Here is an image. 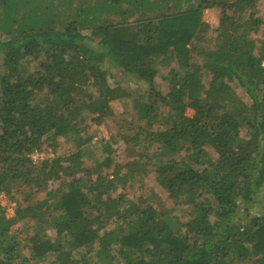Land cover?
<instances>
[{"label":"trees","instance_id":"trees-1","mask_svg":"<svg viewBox=\"0 0 264 264\" xmlns=\"http://www.w3.org/2000/svg\"><path fill=\"white\" fill-rule=\"evenodd\" d=\"M258 1L0 0V193L34 200L14 216L0 202V264H264ZM102 123L88 164L83 131ZM148 172L172 204L129 197Z\"/></svg>","mask_w":264,"mask_h":264},{"label":"rangeland","instance_id":"rangeland-1","mask_svg":"<svg viewBox=\"0 0 264 264\" xmlns=\"http://www.w3.org/2000/svg\"><path fill=\"white\" fill-rule=\"evenodd\" d=\"M75 3L78 0H73ZM255 10L258 15H260L264 19V0H260L257 2ZM218 10L217 9H208L204 13V19L208 21L211 25L215 26L218 23ZM254 37L258 38L261 35L260 34H253ZM1 62V61H0ZM23 68H24V73H28L31 70L32 66H35L36 62L34 58H27L24 59L23 62ZM169 67H163L160 69V73L158 75V79L161 84H164L165 86V81L161 78L166 72L168 71ZM210 80V76L205 74L204 76V82L206 86L208 85ZM126 87L129 88L131 91H137V92H143L141 89L138 88L136 84H134L132 81H128L126 83ZM234 89L237 92V94L246 102L249 103V98L247 94L245 93L244 89L238 86L237 84H234ZM131 107V102L128 104L124 99L121 101L120 106H118L119 110L123 109L127 113H131L132 110H130ZM187 115L191 116L194 113V109L192 108H187L186 111ZM86 120L85 122L90 123L91 115H86ZM92 122V121H91ZM84 134H90L93 135V140L92 142L96 141L98 144V147L93 146L92 142L89 145H86L85 147V161L88 164H91L94 161L95 154L97 152H101L102 148V142H98L101 138L109 139L111 137V132L106 126V123H102L100 126H96L92 124L89 128L85 129L83 131ZM93 133V134H91ZM62 139H60L61 141ZM71 144V141L64 143V146H67ZM88 144V143H87ZM62 147V148H63ZM96 149L97 151H94ZM124 149V147H123ZM212 157H215V154L211 151ZM33 159L35 162H39L41 159L46 158V157H51L53 156V152L51 150L44 151L43 153L38 154H32ZM126 171V169H125ZM156 174L154 172H148V173H143L140 177H137L131 187L128 189V195L129 197H137L138 195H150L153 193H156L162 200H167L168 203L172 204V200L168 199V192L167 190L163 189L161 185L158 183V181L155 178ZM154 196H151V198ZM156 198V197H155ZM154 200V199H153ZM0 202L2 206L5 208L6 214L8 216H14L16 213V210L21 208L22 206H26L28 204H32L34 200L31 199V194L27 193V191L24 192H17L15 190L12 191V193L7 194L5 192L0 193ZM158 205V204H157ZM251 213H262L264 212V201L258 202L255 206L251 207ZM24 221H19L15 224L14 226V231L18 234L20 239H23L25 234L27 232H32V227ZM48 234H51V231H47ZM248 264H253V261L248 263Z\"/></svg>","mask_w":264,"mask_h":264},{"label":"built area","instance_id":"built-area-1","mask_svg":"<svg viewBox=\"0 0 264 264\" xmlns=\"http://www.w3.org/2000/svg\"><path fill=\"white\" fill-rule=\"evenodd\" d=\"M33 154H38V155H39L40 153H39V152H35V153H33Z\"/></svg>","mask_w":264,"mask_h":264}]
</instances>
